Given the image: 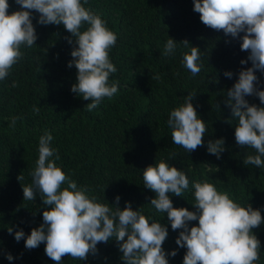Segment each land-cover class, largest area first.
<instances>
[{
    "label": "trees",
    "instance_id": "obj_1",
    "mask_svg": "<svg viewBox=\"0 0 264 264\" xmlns=\"http://www.w3.org/2000/svg\"><path fill=\"white\" fill-rule=\"evenodd\" d=\"M9 4V12L20 7L15 0ZM87 6L118 34L110 51L118 69L111 78L119 82L112 98L89 111L86 104L90 101L70 90L77 78L75 65L68 67L73 44L67 38L71 33L62 24L37 23L39 14L34 10L37 46L25 50L10 75L0 81V264H56L46 255L43 242L27 249L23 238L17 242L8 231L11 226L14 231L30 233L43 222L42 213L50 207L39 195L33 201L24 200L23 195V184L32 180L39 136L46 129L54 136L58 163L66 174L86 185L90 195L110 204L117 203L118 194L121 208L130 202L146 214L162 215L150 205L155 193L144 186L141 172L156 158L166 157L170 164L185 169L190 180L208 179L240 203L248 201L259 208L264 216V169L243 163L244 153L254 150L236 143L231 111L224 103L240 69L251 66L250 60L240 63L247 59L248 51L240 48L239 37L205 25L200 13L193 10V0H88ZM168 36L180 47L175 56L164 57L161 53ZM184 40L202 52L204 65L195 77L181 63ZM225 70H231L233 76L226 77ZM155 73L160 74L159 80L153 79ZM256 74L264 87V73L256 70ZM190 91H195L192 103L209 130L203 135V145L184 152L173 143L166 119L169 109ZM246 98L260 103L257 96ZM13 116L20 117L15 126H11ZM220 137L225 150L218 159L207 151V142ZM209 168L213 170L209 172ZM170 198L176 207L195 210L190 191L170 194ZM161 223L168 227L163 248L177 250L175 256H168L169 264H183L186 248L176 244L180 229L171 228L166 213ZM253 232L261 244L259 264H264V223ZM97 248L85 260L68 254L62 260L64 264H124L115 238L98 243ZM6 253L14 260L9 261Z\"/></svg>",
    "mask_w": 264,
    "mask_h": 264
},
{
    "label": "clouds",
    "instance_id": "obj_2",
    "mask_svg": "<svg viewBox=\"0 0 264 264\" xmlns=\"http://www.w3.org/2000/svg\"><path fill=\"white\" fill-rule=\"evenodd\" d=\"M15 3L20 7L9 12V0H0V81L10 75L25 50L37 46L34 10L39 14L37 23L62 24L71 33L67 38L73 44L68 67L75 65L77 78L70 90L90 101L86 104L89 111L118 92L119 82L111 78L118 69L110 56L118 34L87 6L88 0H15ZM193 10L200 13L205 25L239 37L240 48L248 51L247 59H241L240 63L250 60L251 66L240 69L224 103L231 111L236 143L254 150L244 153L243 163L264 169V87L256 74V70L264 73V0H193ZM177 42L168 36L161 54L175 56L180 47ZM182 43L186 50L181 54V63L195 77L204 65L202 52L187 40ZM224 75L231 78L233 72L225 70ZM153 79L159 80L160 74L155 73ZM15 84L13 80L12 85ZM194 93L190 91L167 113L172 141L184 152L203 145V135L209 130L192 103ZM250 95L259 97L260 103H250L246 98ZM33 110L39 112L36 106ZM19 118L11 117V126ZM53 140L47 129L39 136L38 156L30 172L32 180L23 184L24 200L33 201L39 195L42 203L50 206L42 213L43 222L30 233L8 227L17 242L24 239L27 249L43 242L46 255L56 264H64L65 254L78 261L85 260L89 254L98 252V243L115 238L124 264H169L168 256H175L177 250L168 252L162 246L168 236L167 225L161 223L166 213L171 228L180 229L176 244L186 248L183 264H259L261 244L253 228L264 223V216L248 201L240 203L208 179L190 180L185 169L162 157L141 172L144 186L155 193L150 205L162 215L146 214L142 207L134 209L130 202L121 208L118 194L117 203L110 204L105 198L90 195L86 185L78 184L66 174L58 163L60 154ZM224 150L223 137L207 142V151L218 159ZM212 170L209 168V172ZM186 191L191 192L195 210L173 205L170 194L184 195ZM193 220L198 224L190 226ZM6 258L14 260L11 253H6Z\"/></svg>",
    "mask_w": 264,
    "mask_h": 264
}]
</instances>
